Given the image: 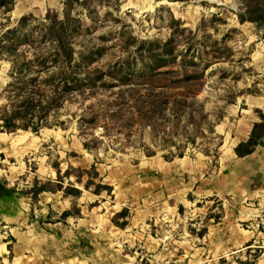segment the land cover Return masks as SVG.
<instances>
[{"label":"rangeland","instance_id":"rangeland-1","mask_svg":"<svg viewBox=\"0 0 264 264\" xmlns=\"http://www.w3.org/2000/svg\"><path fill=\"white\" fill-rule=\"evenodd\" d=\"M20 3L13 14L15 0H0V37L25 18L20 37L41 38L47 12L67 13L73 55L92 68L143 70L158 55L195 59L203 78L178 122L160 103L140 118L160 82L69 100L38 132L0 128V182L16 201L0 208L23 207L0 222V239L17 231L5 264H264V147L233 151L264 113V19L238 21L264 14V0ZM9 74L0 55V109ZM36 183L54 192L36 196Z\"/></svg>","mask_w":264,"mask_h":264},{"label":"trees","instance_id":"trees-1","mask_svg":"<svg viewBox=\"0 0 264 264\" xmlns=\"http://www.w3.org/2000/svg\"><path fill=\"white\" fill-rule=\"evenodd\" d=\"M45 18L50 21L47 25L41 24L39 31L41 38L29 40L20 37V32L24 31L25 18L21 19L16 27L4 31L0 37V55L10 64V82L5 87L6 102L0 109L2 132L13 133L19 130L38 132L44 128H51L53 125L49 122L50 118L67 101L78 97L90 99L100 89L109 90L119 86L134 87L160 82H164L163 92L141 94L143 99H149L145 101L142 112L139 110L140 118L148 120L145 112L148 107L153 116L155 103L162 104L171 112L172 121L178 122L187 115L184 108L188 101L197 97V91L202 85L203 76L199 73V64L195 59L182 60L176 67L172 63L174 60L157 55L151 57L148 65H145L146 69L143 70L130 67L129 63L122 61L117 62L110 70L102 71L92 68L94 62L90 59L74 57L69 41V27L66 23L67 13L65 20H59L57 14L51 18L50 12L46 13ZM263 19V13L248 19L238 14L240 24L252 22L258 25ZM167 66L168 68L160 70ZM113 112L112 109L111 113ZM96 119L97 116H92L85 122L93 124ZM259 119V122L252 124L248 138L234 147V154L238 158L253 154L258 146L264 147V113H259ZM83 146L90 149L87 143ZM170 154L172 152H169ZM182 155L180 152L176 156ZM170 157L175 155L164 156L165 159ZM34 192L38 196L44 192L53 193L54 189H49L47 185L38 186L36 183ZM11 194L12 190L0 182V198H9ZM68 214L69 212L65 211L61 216L65 217Z\"/></svg>","mask_w":264,"mask_h":264},{"label":"crops","instance_id":"crops-1","mask_svg":"<svg viewBox=\"0 0 264 264\" xmlns=\"http://www.w3.org/2000/svg\"><path fill=\"white\" fill-rule=\"evenodd\" d=\"M44 193H49V192H44ZM10 197L12 198L11 200H13V202L16 203L14 193H12ZM22 209H23V207L20 205V203H18V205L15 204L14 208H10L8 206L1 207L0 208V222L2 223V222H6V221L7 222L13 221V219L20 216ZM47 209H48L47 210L48 211L47 216H50V214H52L51 208L48 207ZM63 212H65V211H63ZM69 217H71V216H69ZM4 227H6V226H4ZM7 229H8V232L10 233V235H8V232L7 233L5 232V234H7V236H9V238L7 239L5 236L1 235V239H0V262L2 264H5V262L8 261L7 255L10 252V250L12 251L11 242L14 241L17 237L15 235V233H17V231L15 229L9 228V227Z\"/></svg>","mask_w":264,"mask_h":264},{"label":"bare ground","instance_id":"bare-ground-1","mask_svg":"<svg viewBox=\"0 0 264 264\" xmlns=\"http://www.w3.org/2000/svg\"><path fill=\"white\" fill-rule=\"evenodd\" d=\"M22 10L20 0H15L14 7L12 9L13 14H19Z\"/></svg>","mask_w":264,"mask_h":264}]
</instances>
